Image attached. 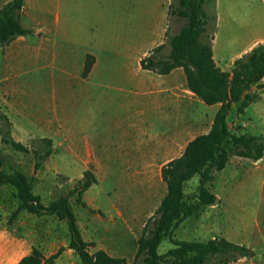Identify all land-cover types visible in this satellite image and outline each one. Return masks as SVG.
Segmentation results:
<instances>
[{"label": "crops", "instance_id": "1", "mask_svg": "<svg viewBox=\"0 0 264 264\" xmlns=\"http://www.w3.org/2000/svg\"><path fill=\"white\" fill-rule=\"evenodd\" d=\"M9 1L0 0V8ZM65 1L24 0L22 23L32 32L0 47V104L10 118L12 136L16 141L25 145L39 138L53 141L52 155L37 172L34 155L29 160L28 169L33 172L31 178L27 172L20 170L32 181L33 193L40 196L44 205H48L66 195L85 171H92L98 183L82 194V202H78L76 195L70 197L81 234L86 242L94 243V246L89 247L91 254L104 250L112 257L124 258L132 263L142 232L139 237H132L128 232L130 216L125 213L128 212L129 198L122 207L110 210L111 217L107 220L100 218L103 216L101 209L106 205L105 199L100 205L92 192L101 184L100 179L109 177L113 170L116 171L115 175L121 174V178L136 180L133 186H149V192L138 193L139 196L153 193L148 180L157 176L163 180L162 167L180 157L195 137L209 132L220 104L207 105L197 97L189 89L181 67L167 75L142 68L141 60L165 42L161 40V32L165 29L164 11L161 26L151 44L159 42L150 52L146 43L143 47L129 46L125 51L120 49L114 52L97 45L91 22L87 20L84 23L77 15L74 16L64 5ZM234 1L236 8L240 4L244 5L247 16H264V0ZM216 11L214 59L222 70L229 71L237 58L263 43L264 36L253 38L237 53L227 51L219 44L221 0L216 1ZM88 56L94 58V63L89 74L83 75ZM220 58H228V64L223 65ZM132 75L141 77L143 81L135 83ZM148 81L152 84L148 85ZM103 84L106 86L101 90ZM254 86L252 91L256 92ZM75 90L81 93V97L73 98L72 92ZM256 93V101L242 113L247 114L251 110L249 121L237 118L240 123V130L235 132L237 135L248 133L264 138V91ZM119 98L130 107L118 124L124 129V134L118 136L120 142L116 145L121 150L118 155H114L108 136L113 137V121L119 114L109 105ZM235 105L238 107L239 103ZM100 113H105L106 117L100 119ZM248 128L252 132H246ZM196 130L200 132L195 133ZM132 131L136 133V138L129 145L137 148L134 151L136 156L128 157L123 153L126 143L121 142L129 137L126 133ZM229 162H234L238 168L236 174L250 164L247 173L250 185H256L257 180L259 195L264 203V154L258 160L232 156ZM45 168L56 170L67 181L66 189L58 194V198L50 199L47 194L36 190L34 177ZM123 194L127 197L130 195ZM217 197L218 200L222 199L220 195ZM19 204L15 187L0 185V264H18L32 254L34 248L40 250L45 258L63 249L55 259V264H83L69 246L71 237L66 220H60L55 215H37L22 210L9 222ZM262 212L264 218V207ZM258 217L260 215H257L256 224L260 225ZM229 236V239H225L245 245L251 252L250 244L233 241L236 233L230 231ZM253 255L255 252L252 251L250 257ZM131 257L134 259L129 262Z\"/></svg>", "mask_w": 264, "mask_h": 264}, {"label": "trees", "instance_id": "2", "mask_svg": "<svg viewBox=\"0 0 264 264\" xmlns=\"http://www.w3.org/2000/svg\"><path fill=\"white\" fill-rule=\"evenodd\" d=\"M217 0H171L169 14L181 25L173 34L166 33L163 44L155 47L141 60L143 69L167 75L175 68L184 69L189 89L205 104H220L211 129L190 141L183 154L162 167V179L166 194L158 208L150 216L138 239L135 259L132 263L124 258L110 256L104 250L91 254L78 227L77 215L70 205V197L76 195L82 202V194L98 183L90 170L76 182L74 187L58 200L44 205L40 196L32 191V181L21 171L5 173L2 167L9 159L0 152V185L9 184L17 189L20 204L10 216L12 222L22 210L37 215H55L66 220L70 232V248L74 249L83 264H230L240 258L249 257L250 250L225 238L208 241H182L174 243L164 254L159 247L169 232L180 220L191 217L202 206L218 203L217 195L206 186L215 179L211 169L219 172L228 164L230 157L241 156L258 160L264 154V138L248 133L237 135L232 131L228 115L234 104L242 114L258 95L252 91L264 78V43L254 46L248 53L237 58L232 68L222 70L214 59L213 42L217 31ZM24 0H11L0 8V47L8 45L19 36L32 31L22 23ZM168 46V52L163 50ZM94 58L88 56L83 75L92 69ZM11 121L0 104L1 142L18 152L33 153L35 172L52 155L53 141L49 138L32 140L28 145L16 141L12 136ZM196 175L201 185L194 200L186 199L185 184ZM63 249L45 258L40 250L24 257L18 264H55Z\"/></svg>", "mask_w": 264, "mask_h": 264}, {"label": "rangeland", "instance_id": "3", "mask_svg": "<svg viewBox=\"0 0 264 264\" xmlns=\"http://www.w3.org/2000/svg\"><path fill=\"white\" fill-rule=\"evenodd\" d=\"M161 3V4H160ZM171 0H66V8L77 15L84 23L89 20L93 28L94 38L99 47L110 51H125L126 47H143L146 44L148 52L153 49L155 44H151L154 35L160 28L162 23V14L164 11L163 27L173 34L178 31L181 21L175 19L169 14V6ZM240 4L235 7L234 0H221L222 22L220 27L219 44L227 51L239 52L247 42L255 37L264 36V16L259 18L253 15L249 17L245 13V7ZM162 9V10H161ZM168 13V14H167ZM161 32V40H166L165 30ZM166 32V33H167ZM160 40V41H161ZM264 43V39H262ZM151 44V45H150ZM119 46V47H117ZM111 48V49H110ZM168 52V46L163 50ZM138 60V59H137ZM136 60V61H137ZM223 65H227L229 59H221ZM135 61V62H136ZM137 75H132L135 83L143 81ZM148 85L152 82L148 81ZM102 88L106 84L101 85ZM73 88L78 89L76 86ZM256 92L264 91V80L259 86L253 88ZM75 90L73 98L81 97V93ZM194 100V98H190ZM195 101V100H194ZM130 107L123 99H115L109 105L118 115L115 116V129L112 136H108L110 144L113 146L114 155H118L121 148L116 145L119 141L118 136L123 133L124 129L118 126L120 120L125 118L126 111ZM237 113V106H233L228 115V121L235 133L240 130L241 121H249V115ZM106 117L105 113H100L99 118ZM206 129V127H203ZM200 132L196 130L195 133ZM246 132H252L250 128ZM128 138L123 139L121 143H126L123 148L124 156H136L134 151L137 148L131 147L136 138V133L132 131ZM128 145V146H127ZM0 152L9 157L3 166V171H25L28 177L33 176L32 170H29V160L33 157L32 153H23L16 151L10 145L0 142ZM58 156V155H56ZM57 159V158H56ZM114 166V165H112ZM116 167L118 165H115ZM250 164L244 171L236 174L238 169L233 162H229L226 168L222 171L211 169L215 175V179L207 183L206 186L214 193L221 196L216 205L202 206L194 215L184 218L179 221L177 227L172 229L160 245L159 251L164 254L174 246L176 242L182 241H208L213 238L229 239L230 231L236 237L233 241H243L250 244L252 251L255 252L253 257H243L235 263L231 264H264V218L262 217V207L264 203L259 195L257 180L256 185H250L249 173ZM116 171H110L109 177L101 178V184L95 187L92 196L100 203L105 199L106 205L102 207V219H110V210L115 207H122L129 198V207L126 215L130 216V228L128 232L132 237H139L143 226L147 219L153 215L158 208L162 198L164 197L167 188L160 176L154 179H149V185L153 188V193L148 196H139L138 193L149 192V186H133L136 180H127L121 174H116ZM103 176V175H102ZM33 182L36 190L42 194H47L48 197L58 198V194L66 189V179L61 176L56 170L45 168L35 175ZM63 185V186H62ZM201 185L200 176L196 175L185 184L186 199L194 200L195 195ZM129 193L127 197L123 193ZM106 193V194H105ZM55 196V197H54ZM103 205V204H102ZM257 215H260V225L256 224ZM237 240V241H236ZM132 247H134L133 242ZM134 257L129 259L132 262ZM162 264H169L170 259H162Z\"/></svg>", "mask_w": 264, "mask_h": 264}]
</instances>
